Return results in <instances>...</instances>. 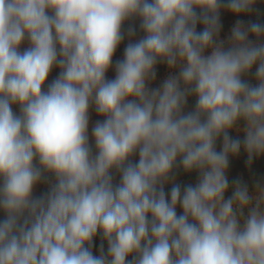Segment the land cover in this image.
Segmentation results:
<instances>
[{"label": "clouds", "instance_id": "9594fccd", "mask_svg": "<svg viewBox=\"0 0 264 264\" xmlns=\"http://www.w3.org/2000/svg\"><path fill=\"white\" fill-rule=\"evenodd\" d=\"M256 3L0 0V264H264V182L228 177L264 156V20L221 38Z\"/></svg>", "mask_w": 264, "mask_h": 264}, {"label": "trees", "instance_id": "16d2710c", "mask_svg": "<svg viewBox=\"0 0 264 264\" xmlns=\"http://www.w3.org/2000/svg\"><path fill=\"white\" fill-rule=\"evenodd\" d=\"M254 7L256 11H254L251 14H247V15L242 14L239 17L234 16L225 10H222L221 11V22L223 24V28L221 31V38H225L229 34L231 27L234 25L237 19H241L244 21L257 20V19L264 20V0H257V3ZM139 24H140V21L138 18L125 22V25H124L125 29L131 26L136 29V32H135V35L131 38H129L127 34L125 33L124 40L118 46L113 56V67L110 68L106 74V77L108 79L115 78V67H114L115 61L123 59L124 49L126 45L130 42V39L131 41L134 42L135 40H138L144 35V33L139 28ZM202 27H203L202 25H198L197 30L198 31L202 30ZM27 47H29V43L28 41H25L24 44H22L21 46V51H23ZM156 70H157L156 80L152 81L150 84V86L153 88L159 87L169 73V69L167 68V65L165 64H158L156 66ZM59 72H60L59 67H54L52 69L48 77V81H46L45 89L47 87V84L50 83L53 79H55L58 76ZM246 78L249 79L252 83H255L254 77H246ZM194 102H195V97H189V103H188L189 109L194 105ZM13 111L19 114V106L13 105ZM102 119L103 117L98 115L94 109L90 110L89 136H90V143L93 145L94 151H95L94 140L91 137V129L97 120H102ZM233 133L234 131H232L230 134L234 136ZM240 136L242 137L243 134ZM220 146L221 144L220 142H218L217 150H219ZM133 159L138 160V156L133 157ZM246 160H247V154L243 150L241 151L238 157L230 158V167L228 170V177H229L230 183L233 179L239 178V179H242L244 182L248 183L249 187L251 188L254 181L264 182V156L254 159L251 167L247 165ZM114 175L119 179V174L114 172ZM196 179H197L196 172L187 173V172H184L182 168H179L176 170V182L180 183L182 186L189 184V183L194 184L196 182ZM171 187H172L171 184L165 185V191L166 192L169 191ZM47 188H48V184L46 182H42L36 186L35 194L39 195L40 193L46 191ZM230 195H231V189H229V191L226 193V198L227 196H230ZM177 212L178 213L182 212V209H180L179 206L177 208ZM3 218H4V214L2 211H0V219H3ZM100 243H101V237L98 234L94 240L95 246L93 248V252L96 255L99 254ZM104 247L106 251L107 249L106 241L104 242Z\"/></svg>", "mask_w": 264, "mask_h": 264}, {"label": "rangeland", "instance_id": "374dc122", "mask_svg": "<svg viewBox=\"0 0 264 264\" xmlns=\"http://www.w3.org/2000/svg\"><path fill=\"white\" fill-rule=\"evenodd\" d=\"M234 136H236V135H242L243 133H236L235 131H234ZM119 182V179L114 175V183H118Z\"/></svg>", "mask_w": 264, "mask_h": 264}]
</instances>
